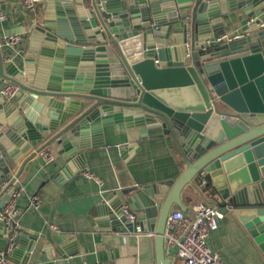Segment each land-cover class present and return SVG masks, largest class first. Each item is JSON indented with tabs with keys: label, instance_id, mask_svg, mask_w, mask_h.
Returning a JSON list of instances; mask_svg holds the SVG:
<instances>
[{
	"label": "water",
	"instance_id": "1",
	"mask_svg": "<svg viewBox=\"0 0 264 264\" xmlns=\"http://www.w3.org/2000/svg\"><path fill=\"white\" fill-rule=\"evenodd\" d=\"M46 1L21 66L6 64L0 50V80L20 87L15 102L0 96V210L15 179L8 156L18 163L35 148L23 167L41 143L55 147L67 158L53 175L62 182L74 160H85L83 150L105 145L104 127L126 123L143 127L144 138L165 136L186 170L176 181L110 193L99 206L100 224L155 230L157 264H171L168 215L186 210L182 192L205 169L221 209L235 212L264 253V0ZM237 10L251 21L228 37ZM124 203L134 221L123 215ZM4 233L11 231L0 222ZM36 236L24 231L14 242L30 237V255ZM53 238L60 264L76 255L62 250L69 237Z\"/></svg>",
	"mask_w": 264,
	"mask_h": 264
},
{
	"label": "crops",
	"instance_id": "2",
	"mask_svg": "<svg viewBox=\"0 0 264 264\" xmlns=\"http://www.w3.org/2000/svg\"><path fill=\"white\" fill-rule=\"evenodd\" d=\"M0 6V11L6 13V18L0 19V50L3 59L6 64L14 61L21 66V58L28 51L29 32L44 18L47 1L43 0L37 14L26 9L24 0H2ZM230 17L232 20L227 24L229 27L226 31L228 37L241 35V26L251 21L242 10L230 12ZM16 29L26 30V40L17 50L4 46L5 38ZM142 129L127 126L126 123L104 127L105 145L83 150L85 160H74L62 182L54 179L53 175L64 168L67 158L58 153L55 147V158L50 163L37 154L22 167L21 164L35 148L24 154L18 163L8 156L12 178H17L18 185L24 188L18 199L21 209L17 219L20 230L37 236L30 255L28 248L32 239L23 237L6 258L15 264H24L22 261L28 255L27 264H60V259L56 258L58 245L53 238L60 234L69 237L66 246L62 248L63 252H77L64 259L62 264H93L97 261L109 264H157L155 230L154 235L152 231L140 227L135 231H113L104 227V221L100 224L99 206L110 193L167 180L176 181L186 170L185 162L177 151L176 155L172 153L165 136L144 138L141 136ZM130 144H137V147L126 158L123 153ZM43 147L44 143H41L36 148ZM78 170H81L80 174L75 175ZM85 171L97 174L104 185L101 187L95 181L85 178L82 175ZM209 179L211 181L210 176ZM33 194H39L42 199L39 210L28 207ZM2 198L0 196V202ZM182 199L189 214L193 213L194 205L211 201L206 192L199 190L196 182L183 190ZM215 201L220 205V196ZM224 212L225 217L219 228L211 234L210 242L214 250L229 264H264V253L235 212L231 209ZM51 224L57 225L60 232L54 231ZM11 235L4 233L0 236L1 251L8 250ZM166 257L171 259V264H182L175 257Z\"/></svg>",
	"mask_w": 264,
	"mask_h": 264
},
{
	"label": "built area",
	"instance_id": "3",
	"mask_svg": "<svg viewBox=\"0 0 264 264\" xmlns=\"http://www.w3.org/2000/svg\"><path fill=\"white\" fill-rule=\"evenodd\" d=\"M42 2L43 0H24L26 9L33 14H37ZM5 18L6 13L0 11V19ZM259 26L264 28V22H260ZM25 40L26 34L24 32L13 33L5 38L4 46L17 50ZM186 54L190 56L191 51L189 50ZM158 62L156 60V63ZM19 89L20 87L17 83L2 79L0 96H3L8 101H13ZM38 154L47 163L54 161L55 156L50 146H44ZM82 175L87 179L95 181L101 187L104 185V181L94 172L85 171ZM196 185L199 190H203L211 197V201L194 205L192 207V214H189L187 210L179 207H175L170 211L164 232L165 254L169 257L177 258L182 264H229L222 258L218 251L214 250L210 242L211 234L219 228L221 220L225 217V212L215 201L219 198V193L211 184L209 174L205 169H202L198 173ZM12 188L9 199L0 210V222L8 227L12 233L8 250H0V264H15L6 258V256L13 251L15 245L14 240L21 233V227L17 220L21 213L18 199L24 191V188L18 185L17 178L12 182ZM41 205L42 199L40 195L33 194L30 197L28 207L39 210ZM122 210L123 215L129 220L134 221L136 219V214L129 210L128 204L124 203ZM51 228L56 232H60L57 225L51 224ZM151 234L154 235L155 232L152 231ZM93 264L109 263L97 261Z\"/></svg>",
	"mask_w": 264,
	"mask_h": 264
}]
</instances>
